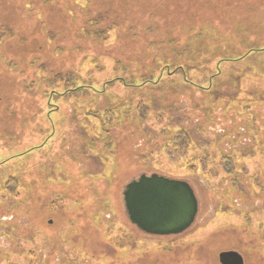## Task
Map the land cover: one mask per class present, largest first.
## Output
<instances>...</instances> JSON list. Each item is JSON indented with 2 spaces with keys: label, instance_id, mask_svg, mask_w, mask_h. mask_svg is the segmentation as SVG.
<instances>
[{
  "label": "rangeland",
  "instance_id": "rangeland-1",
  "mask_svg": "<svg viewBox=\"0 0 264 264\" xmlns=\"http://www.w3.org/2000/svg\"><path fill=\"white\" fill-rule=\"evenodd\" d=\"M263 48L264 0H0V264H264ZM142 175L189 230L130 222Z\"/></svg>",
  "mask_w": 264,
  "mask_h": 264
},
{
  "label": "water",
  "instance_id": "water-1",
  "mask_svg": "<svg viewBox=\"0 0 264 264\" xmlns=\"http://www.w3.org/2000/svg\"><path fill=\"white\" fill-rule=\"evenodd\" d=\"M125 209L130 222L145 234L168 237L183 234L195 223L199 203L184 181L142 175L125 187ZM220 264H244L237 252H223Z\"/></svg>",
  "mask_w": 264,
  "mask_h": 264
},
{
  "label": "trees",
  "instance_id": "trees-1",
  "mask_svg": "<svg viewBox=\"0 0 264 264\" xmlns=\"http://www.w3.org/2000/svg\"><path fill=\"white\" fill-rule=\"evenodd\" d=\"M50 3H54L53 1H50ZM85 31H87V29H85ZM262 52V51H264V48L263 49H260V50H255V49H253L252 50V52L254 53V52ZM249 54H247L245 57H243V58H240V60H242V59H244V58H246L247 56H248ZM231 61H233V60H231ZM235 61V60H234ZM233 61V62H234ZM171 74H174V73H171ZM146 82V81H145ZM149 81H147L146 83H148ZM93 90L92 88H90V87H87V86H78V87H76L75 88V90L74 91H82L83 90V92H89L88 90ZM94 91V90H93ZM71 92H73V90H72V88L70 89V88H68L67 90H65V92L62 94V96H64V95H66V94H69V93H71ZM189 138H188V142L187 143H189Z\"/></svg>",
  "mask_w": 264,
  "mask_h": 264
}]
</instances>
